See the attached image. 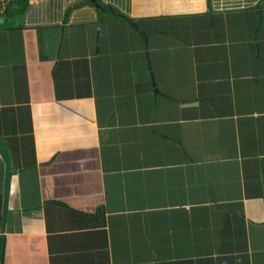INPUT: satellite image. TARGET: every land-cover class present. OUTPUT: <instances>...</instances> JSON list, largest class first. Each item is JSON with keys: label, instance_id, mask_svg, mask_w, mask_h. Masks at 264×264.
<instances>
[{"label": "crops", "instance_id": "0c3cea01", "mask_svg": "<svg viewBox=\"0 0 264 264\" xmlns=\"http://www.w3.org/2000/svg\"><path fill=\"white\" fill-rule=\"evenodd\" d=\"M0 141V264H264V0H0Z\"/></svg>", "mask_w": 264, "mask_h": 264}, {"label": "water", "instance_id": "95a60500", "mask_svg": "<svg viewBox=\"0 0 264 264\" xmlns=\"http://www.w3.org/2000/svg\"><path fill=\"white\" fill-rule=\"evenodd\" d=\"M91 1L95 2L96 0H91ZM0 156L6 165V172H7L6 178L7 179H6V185H5V196L7 198L9 195L10 184H11L10 182H11L13 172L11 171V165H10L7 147L2 141H0ZM6 212H7V199H5L4 201V219L6 217ZM2 255H3V251L1 250L0 256L2 257Z\"/></svg>", "mask_w": 264, "mask_h": 264}, {"label": "trees", "instance_id": "16d2710c", "mask_svg": "<svg viewBox=\"0 0 264 264\" xmlns=\"http://www.w3.org/2000/svg\"><path fill=\"white\" fill-rule=\"evenodd\" d=\"M23 1H28V0H23Z\"/></svg>", "mask_w": 264, "mask_h": 264}]
</instances>
